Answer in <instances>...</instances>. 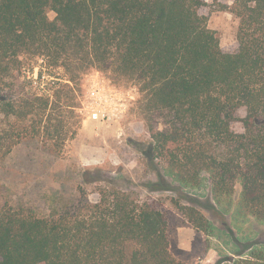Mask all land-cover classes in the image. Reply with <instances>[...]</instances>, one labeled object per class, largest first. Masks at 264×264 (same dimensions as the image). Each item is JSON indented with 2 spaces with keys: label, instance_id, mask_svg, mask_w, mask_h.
Returning a JSON list of instances; mask_svg holds the SVG:
<instances>
[{
  "label": "trees",
  "instance_id": "obj_1",
  "mask_svg": "<svg viewBox=\"0 0 264 264\" xmlns=\"http://www.w3.org/2000/svg\"><path fill=\"white\" fill-rule=\"evenodd\" d=\"M230 1L218 10L238 20L232 53L207 25L206 0H0V161L27 139L59 151L75 87L94 69L135 85L151 160L179 186L205 174L220 204L239 184L240 213L264 225V0ZM82 182L99 184L97 200L80 193L43 217L0 207V264H188L169 250L157 201ZM177 210L197 231L210 225L194 206ZM217 264H264V245Z\"/></svg>",
  "mask_w": 264,
  "mask_h": 264
},
{
  "label": "rangeland",
  "instance_id": "obj_2",
  "mask_svg": "<svg viewBox=\"0 0 264 264\" xmlns=\"http://www.w3.org/2000/svg\"><path fill=\"white\" fill-rule=\"evenodd\" d=\"M206 2L204 14L208 27L216 33L222 50L234 52L238 20L229 12L218 10V5L231 1ZM48 17L53 19L54 14L49 12ZM34 71L36 74L38 68ZM54 72L59 78H65L63 69ZM96 73L121 91H134L129 110L114 124L89 121L80 110L78 95L82 97L89 79ZM43 81H48L47 75ZM75 89L73 101L77 108L73 115L67 116L71 130L59 151L50 149L41 139H27L0 161V207L21 208L35 216H48L53 209L72 203L80 193L91 201L97 200L95 190L99 184L82 181L86 177L102 178L111 180L120 190L134 193L140 200L148 197L162 206L169 223V250L178 261L217 264L237 258L251 244L264 245V225L239 211V184L231 196H221L218 204L213 200L205 174L201 175L198 187L184 188L167 174L165 166L151 160L150 136L139 108L141 96L132 82L115 81L92 69L82 76ZM84 173L89 175L84 176ZM160 179L168 190L151 191L147 185L155 186ZM188 205L194 206L208 220L210 225L206 230L197 231L177 210ZM183 227L196 232L186 253L177 246V230Z\"/></svg>",
  "mask_w": 264,
  "mask_h": 264
},
{
  "label": "built area",
  "instance_id": "obj_3",
  "mask_svg": "<svg viewBox=\"0 0 264 264\" xmlns=\"http://www.w3.org/2000/svg\"><path fill=\"white\" fill-rule=\"evenodd\" d=\"M132 92L134 91L117 89L96 73L85 87V93L80 99V110L89 121L114 124L129 110V105L134 100Z\"/></svg>",
  "mask_w": 264,
  "mask_h": 264
},
{
  "label": "crops",
  "instance_id": "obj_4",
  "mask_svg": "<svg viewBox=\"0 0 264 264\" xmlns=\"http://www.w3.org/2000/svg\"><path fill=\"white\" fill-rule=\"evenodd\" d=\"M177 236H178V243H177L178 249L185 253L188 252L192 244L191 242L196 236V232L194 231V229L190 227L178 228Z\"/></svg>",
  "mask_w": 264,
  "mask_h": 264
}]
</instances>
